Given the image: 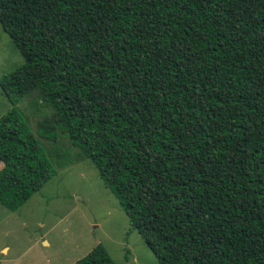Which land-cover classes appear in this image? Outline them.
<instances>
[{
    "label": "trees",
    "instance_id": "obj_1",
    "mask_svg": "<svg viewBox=\"0 0 264 264\" xmlns=\"http://www.w3.org/2000/svg\"><path fill=\"white\" fill-rule=\"evenodd\" d=\"M0 24L24 59L4 207L58 173L18 108L39 93L44 138L91 161L160 264H264V0H0ZM74 264L115 262L99 244Z\"/></svg>",
    "mask_w": 264,
    "mask_h": 264
},
{
    "label": "rangeland",
    "instance_id": "obj_2",
    "mask_svg": "<svg viewBox=\"0 0 264 264\" xmlns=\"http://www.w3.org/2000/svg\"><path fill=\"white\" fill-rule=\"evenodd\" d=\"M23 64L0 24V118L14 107L2 83ZM41 98L34 93L18 108L43 150L55 159L58 173L18 211L0 203V264H74L99 244L115 264H160L91 161L64 135L56 141L44 138L39 123L52 109L43 101L37 105ZM58 154L65 155L66 166L60 167Z\"/></svg>",
    "mask_w": 264,
    "mask_h": 264
}]
</instances>
